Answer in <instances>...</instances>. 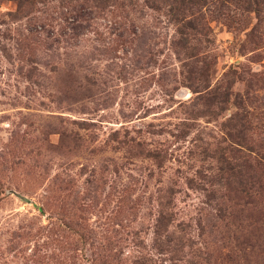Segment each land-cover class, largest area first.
Here are the masks:
<instances>
[{"label":"rangeland","instance_id":"374dc122","mask_svg":"<svg viewBox=\"0 0 264 264\" xmlns=\"http://www.w3.org/2000/svg\"><path fill=\"white\" fill-rule=\"evenodd\" d=\"M0 264H264V0H0Z\"/></svg>","mask_w":264,"mask_h":264}]
</instances>
